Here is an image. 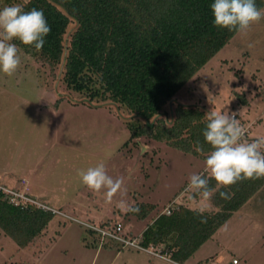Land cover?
Listing matches in <instances>:
<instances>
[{
	"label": "rangeland",
	"instance_id": "1",
	"mask_svg": "<svg viewBox=\"0 0 264 264\" xmlns=\"http://www.w3.org/2000/svg\"><path fill=\"white\" fill-rule=\"evenodd\" d=\"M26 1L0 0V9ZM18 55L17 71L0 73V186L24 193L53 217L26 248L0 231V264H174L102 240L85 226L120 224L122 237L139 241L167 208L214 211L210 200L187 191L190 176L203 171L205 160L145 136L131 139L123 108L70 91L60 65L22 50ZM175 104L198 107L206 115L236 113L249 142L264 137V19L246 34L236 32L176 92L163 119H170ZM99 163L122 181L111 198L89 190L78 175ZM139 205L153 210L142 219L126 210ZM211 254L224 264L231 258L264 264V183L194 256ZM199 263L220 264L213 257Z\"/></svg>",
	"mask_w": 264,
	"mask_h": 264
},
{
	"label": "trees",
	"instance_id": "2",
	"mask_svg": "<svg viewBox=\"0 0 264 264\" xmlns=\"http://www.w3.org/2000/svg\"><path fill=\"white\" fill-rule=\"evenodd\" d=\"M213 2L28 0L19 5L25 12L42 10L50 32L41 51L13 42L33 59L60 65L70 91L86 92L89 101L100 99L123 108L129 114L125 126L131 139L145 136L205 160L211 151L202 134L206 113L175 104L165 120L163 110L237 32L213 25ZM255 3L264 7V0ZM198 146L203 151H197ZM263 183L264 178L240 180L221 188L231 198L222 199L217 191L210 199L214 211L203 216L182 206L167 215L160 213L140 234V246H162L160 252L167 253L170 261L184 263ZM209 187H215L214 180H209ZM138 209L142 219L153 206ZM52 217L50 211L13 207L0 195V231L18 248H26Z\"/></svg>",
	"mask_w": 264,
	"mask_h": 264
},
{
	"label": "clouds",
	"instance_id": "3",
	"mask_svg": "<svg viewBox=\"0 0 264 264\" xmlns=\"http://www.w3.org/2000/svg\"><path fill=\"white\" fill-rule=\"evenodd\" d=\"M210 8L213 25L229 31L246 34L253 24L264 19V9H259L255 0H214ZM49 32L42 10L25 12L19 4L0 9V73L12 76L20 66V49L14 40L41 51ZM235 116L236 113L229 115L227 111H212L207 115L208 122L202 134L211 151L204 161L203 171L192 174L187 185V191L204 200H210L217 191L222 199H230L232 194L220 191L221 188L240 180L264 178V137L249 142L245 138L246 129ZM196 150L203 151L200 146ZM78 175L89 190L104 191L108 198L122 183L107 174L103 163L80 171ZM210 179L215 181L214 188L209 187ZM126 210L139 211L136 207ZM195 211L203 216L206 209L201 207Z\"/></svg>",
	"mask_w": 264,
	"mask_h": 264
},
{
	"label": "built area",
	"instance_id": "4",
	"mask_svg": "<svg viewBox=\"0 0 264 264\" xmlns=\"http://www.w3.org/2000/svg\"><path fill=\"white\" fill-rule=\"evenodd\" d=\"M0 195L3 197L6 202L13 206L17 207L19 209H26L28 207H33L37 208L43 211H48L44 210V206L37 204L32 198H28L24 193H18L14 192L11 188H3L0 186ZM171 211V208H167L165 210V214H169ZM88 230L93 231L94 233L99 236L100 239L105 240V241H112L120 245V247H131L135 249L136 251H141L143 253H146L148 255H151L156 258L163 259L164 261H170L169 256L167 253H161L160 250H155L154 247L149 246L147 248H143L140 246L139 241L135 239H127L125 237H122L121 235V226L120 224H113L112 226H107L104 225L102 227H94V226H85ZM174 264H183V263H176L172 262ZM204 264V263H203ZM229 264H238L236 259H231Z\"/></svg>",
	"mask_w": 264,
	"mask_h": 264
},
{
	"label": "crops",
	"instance_id": "5",
	"mask_svg": "<svg viewBox=\"0 0 264 264\" xmlns=\"http://www.w3.org/2000/svg\"><path fill=\"white\" fill-rule=\"evenodd\" d=\"M27 180V179H26ZM28 182V181H27ZM30 184V183H29ZM31 188V187H30ZM255 195V194H254ZM252 197V196H251ZM241 208V207H240ZM194 254L195 253H193V255L189 258V259H187L185 262L187 263V262H189V263H193V262H195V264H200L199 263V261L201 262L202 260H209L210 259V257H213V258H215L220 264H224L225 263V261L223 260V258H221L220 257V259H217V257H215L216 255H213V254H211V255H206V256H204V257H201V258H196L195 256H194ZM215 254V253H214ZM115 256H117V254H115ZM154 259V258H153ZM184 262V263H185ZM229 263V262H228Z\"/></svg>",
	"mask_w": 264,
	"mask_h": 264
}]
</instances>
